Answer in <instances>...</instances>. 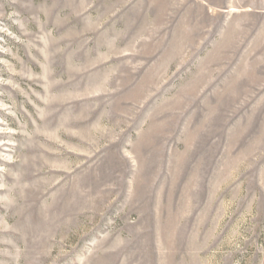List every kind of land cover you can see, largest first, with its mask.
I'll return each mask as SVG.
<instances>
[{
  "label": "rangeland",
  "instance_id": "1",
  "mask_svg": "<svg viewBox=\"0 0 264 264\" xmlns=\"http://www.w3.org/2000/svg\"><path fill=\"white\" fill-rule=\"evenodd\" d=\"M0 264H264V0H0Z\"/></svg>",
  "mask_w": 264,
  "mask_h": 264
}]
</instances>
